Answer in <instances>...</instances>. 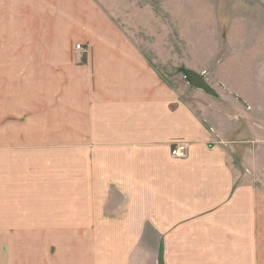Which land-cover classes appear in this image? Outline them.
<instances>
[{"label": "crops", "instance_id": "1", "mask_svg": "<svg viewBox=\"0 0 264 264\" xmlns=\"http://www.w3.org/2000/svg\"><path fill=\"white\" fill-rule=\"evenodd\" d=\"M28 10L52 12L47 34L64 36L63 42L45 47L40 29L30 53L28 34L21 33L28 20L20 18L15 33L1 39L0 58L20 59V68L24 59L35 58L24 65L38 77H44L45 59H52L53 109H67L74 132L69 137L81 140L69 141L70 149L85 157V179L77 184L85 188L84 206L90 204L85 235L116 237L99 249H120L114 242L125 239L131 246L123 249L155 252L147 264H264V188L237 165L236 149L223 139L219 113L208 108L213 102L204 91L195 89L190 99L173 89L96 0H0L5 26L13 25V11ZM49 19L42 16L38 26ZM73 40L84 42L87 51L72 55L66 47ZM14 67L0 61V264H14L13 235L44 234L46 219L43 159L14 164L29 155L28 132L18 142L7 123L13 120ZM38 139L32 147L43 153ZM180 141L188 144L186 158L171 154ZM111 186L123 202L108 213L112 222L94 211L96 200H104L100 189ZM32 199L33 210L25 214ZM48 217V226L57 229Z\"/></svg>", "mask_w": 264, "mask_h": 264}, {"label": "rangeland", "instance_id": "2", "mask_svg": "<svg viewBox=\"0 0 264 264\" xmlns=\"http://www.w3.org/2000/svg\"><path fill=\"white\" fill-rule=\"evenodd\" d=\"M96 1L118 32L137 44L161 77L184 97L194 98L197 88L188 82L182 68L206 78L217 96L203 90L204 99L211 100L213 103L208 108L219 113V127L225 137L222 138L233 143L236 163L243 173H250L253 182L264 188V0ZM49 15L50 19L43 22L44 28L39 27L40 18L47 19ZM52 16V12L42 10L13 11V25L5 26L4 11H0V54L5 51L1 39L4 35H11L10 30L15 33L20 18L28 20L21 33L28 34L29 52L37 49L35 40L40 29H45V47H52L53 41L57 45L62 43L64 36L57 35L52 39L47 34L52 29ZM79 43L87 47L84 42L73 40L66 47L67 51L76 54ZM0 61L16 67L12 75L13 120L7 121L11 126L9 129L18 142L28 132L29 155L22 156L28 160L14 161V164L35 162L37 157L43 159L46 174V183L40 185V195L45 196V233L13 235L14 264H21L26 258L29 264H37V261L39 264H140V261L147 264L155 252L123 249L131 246L125 239L114 242L120 249H99L116 237L104 235L101 240L100 235L87 236L84 233L83 225L90 204L84 206L85 188L77 184L78 179H85V157L72 153L70 149L69 141L79 144L81 140L69 137L74 132L69 130L67 109H53L56 92L49 69L52 59H45L44 77L31 74L30 67L24 65L36 62L35 58L24 59L22 68L20 59L8 62L0 58ZM24 68L28 73L23 70L21 74ZM1 110L3 108L0 113ZM37 139L39 148L44 141L43 153L32 147ZM117 189V186L100 189L101 193L105 192L104 200H96L94 211H99L96 214L103 215L104 221L107 217L110 222L114 221L108 213L119 210V203H123L115 192ZM75 190L81 191L80 197ZM78 198L82 203H75ZM35 201L25 203V214L33 210ZM47 217L57 223V229L48 226Z\"/></svg>", "mask_w": 264, "mask_h": 264}, {"label": "water", "instance_id": "3", "mask_svg": "<svg viewBox=\"0 0 264 264\" xmlns=\"http://www.w3.org/2000/svg\"><path fill=\"white\" fill-rule=\"evenodd\" d=\"M182 72L193 87L202 89L212 96H217V92L202 74L186 68H182Z\"/></svg>", "mask_w": 264, "mask_h": 264}, {"label": "built area", "instance_id": "4", "mask_svg": "<svg viewBox=\"0 0 264 264\" xmlns=\"http://www.w3.org/2000/svg\"><path fill=\"white\" fill-rule=\"evenodd\" d=\"M86 47L84 44H77L75 48L76 53L86 52ZM172 156L176 158H186L188 156V144L184 141L176 142L171 149Z\"/></svg>", "mask_w": 264, "mask_h": 264}]
</instances>
